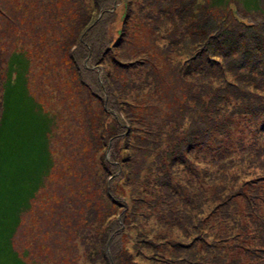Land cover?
I'll return each mask as SVG.
<instances>
[{"label": "rangeland", "instance_id": "1", "mask_svg": "<svg viewBox=\"0 0 264 264\" xmlns=\"http://www.w3.org/2000/svg\"><path fill=\"white\" fill-rule=\"evenodd\" d=\"M223 1L0 0V115L22 52L55 121L57 165L15 237L28 261L264 264V0Z\"/></svg>", "mask_w": 264, "mask_h": 264}, {"label": "trees", "instance_id": "2", "mask_svg": "<svg viewBox=\"0 0 264 264\" xmlns=\"http://www.w3.org/2000/svg\"><path fill=\"white\" fill-rule=\"evenodd\" d=\"M216 1L220 3L218 0ZM222 34L225 37H222ZM217 38L220 39L222 46H226L229 50L235 47L231 42H226V40L232 39L229 35H226V32L220 30L214 33L211 42ZM211 42L208 43L210 49L212 48ZM262 45V42L248 40L249 55L246 52L244 57L251 59L253 53L257 52ZM228 56L230 55L225 54V58ZM254 56L259 57L257 54H254ZM212 58L209 55L205 62H214ZM7 64L9 74L4 84L0 115V264H58V262H52L49 257L44 258L47 261H28L26 257L31 255L30 250L27 248V250H23V253H20L15 248V237L23 222L22 216L34 208L33 200H37L39 190L47 185V180L52 176L57 161L51 148L52 132L55 127L53 115L50 117L48 114L43 113L42 105L28 90L30 61L24 53L19 52L10 56ZM217 64L219 63L217 62ZM13 76L15 80H12ZM20 80L22 86L18 85L21 82ZM23 93L29 98L30 111L35 112L38 116L41 112H37L36 108L39 107V110H42L43 118L37 117L36 121V117H34L35 119L31 120V113L20 109ZM45 126L47 127L46 130L50 127L49 140L45 138L44 132L40 133ZM20 127H22L23 133L17 131ZM12 135H15L16 138L12 139ZM191 138L193 137L191 136ZM254 140H257V138H254ZM242 141L245 143L243 138ZM92 142L93 139L88 138L87 146L91 148ZM25 149L33 151L34 159L32 163H27L29 162L28 159L23 157ZM108 196H110L109 193ZM188 219L189 215L186 216V221ZM222 219L223 222L226 221L224 218ZM214 221H216V218L213 220V225ZM217 227L222 228L224 224L220 223ZM225 227L231 226L227 222ZM121 230H123V224L119 226V230L115 229V233L108 232V240L111 239L110 245L114 242L116 245L118 237L124 233ZM219 234L221 233H214V238L216 239ZM108 260L111 261L109 257Z\"/></svg>", "mask_w": 264, "mask_h": 264}, {"label": "bare ground", "instance_id": "3", "mask_svg": "<svg viewBox=\"0 0 264 264\" xmlns=\"http://www.w3.org/2000/svg\"><path fill=\"white\" fill-rule=\"evenodd\" d=\"M218 1H219V2H221V1L224 2L223 0H218ZM236 1H238V0H236ZM225 2H227V0H226ZM12 79L15 80V77L13 76Z\"/></svg>", "mask_w": 264, "mask_h": 264}]
</instances>
